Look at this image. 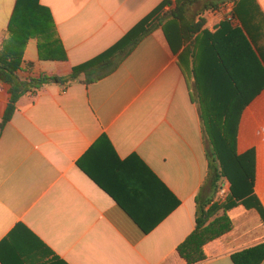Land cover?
Wrapping results in <instances>:
<instances>
[{"label":"crops","instance_id":"crops-1","mask_svg":"<svg viewBox=\"0 0 264 264\" xmlns=\"http://www.w3.org/2000/svg\"><path fill=\"white\" fill-rule=\"evenodd\" d=\"M16 1L0 0V51ZM39 1L67 60H41V40L29 39L21 80L69 76L165 0ZM210 3L200 15L209 38L199 32L194 48V17L167 18L106 77L21 97L0 135V264H185L177 248L212 194L207 104L195 73L203 77L202 53L209 52V121L218 113L238 118L237 152L255 155L253 190L264 208V0ZM9 91L0 81V124ZM223 184L230 192V181ZM227 215L233 229L197 264H234L233 254L264 242L257 209L238 204Z\"/></svg>","mask_w":264,"mask_h":264},{"label":"trees","instance_id":"trees-1","mask_svg":"<svg viewBox=\"0 0 264 264\" xmlns=\"http://www.w3.org/2000/svg\"><path fill=\"white\" fill-rule=\"evenodd\" d=\"M237 0H176L173 10L167 16L161 15L164 7L171 5V0H165L148 16L132 28L119 42L101 55L73 68L67 77L41 75L38 78L21 80L18 72L24 55V49L29 39L38 38L39 57L41 60L66 61L67 55L62 43L53 38L55 23L50 10L40 4L39 0H17L15 8L5 34L9 40L3 39L0 51V81L10 86V101L3 121L0 124V135L4 126L11 120L17 109V103L24 95L35 92L45 86L57 84L69 87L76 82L90 84L113 73L121 62L128 57L136 46L155 28L162 26L165 19L170 18L183 21L194 17L188 29L192 37V48L196 43V36L203 32L209 38V32L203 30L205 21L200 16L211 9H216L218 3ZM202 6L203 10L195 14V9ZM199 16V17H198ZM198 17V21H196ZM234 17V14H233ZM205 39H203L204 41ZM194 55V54H193ZM202 53L201 73L196 71L197 88L203 89L206 107L205 115L201 114L203 133L207 144L209 159V174L207 183L211 188L210 199L198 206L196 227L186 240L177 248V254L185 264H197L207 260L204 248L221 239L233 229V223L227 211L243 204L247 208H255L264 220V208L254 195L255 184V155L253 152L238 154L237 130L238 118L221 119L220 114L211 117L209 121V64L208 58ZM199 90V88H198ZM200 101L201 95L197 96ZM225 179L231 183L226 201L215 202L217 193ZM254 199L257 205L251 206L247 201ZM210 207L207 209V206ZM234 264H261L264 261V242L254 247L242 250L232 255Z\"/></svg>","mask_w":264,"mask_h":264},{"label":"built area","instance_id":"built-area-1","mask_svg":"<svg viewBox=\"0 0 264 264\" xmlns=\"http://www.w3.org/2000/svg\"><path fill=\"white\" fill-rule=\"evenodd\" d=\"M228 193H229V187L227 186V184H223L217 193L215 202L218 203L223 202L227 198Z\"/></svg>","mask_w":264,"mask_h":264}]
</instances>
